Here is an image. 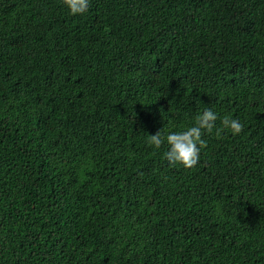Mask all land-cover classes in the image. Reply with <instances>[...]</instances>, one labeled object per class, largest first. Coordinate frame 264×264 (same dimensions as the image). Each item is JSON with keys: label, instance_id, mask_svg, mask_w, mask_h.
<instances>
[{"label": "trees", "instance_id": "obj_1", "mask_svg": "<svg viewBox=\"0 0 264 264\" xmlns=\"http://www.w3.org/2000/svg\"><path fill=\"white\" fill-rule=\"evenodd\" d=\"M0 264H264V0H0Z\"/></svg>", "mask_w": 264, "mask_h": 264}, {"label": "clouds", "instance_id": "obj_2", "mask_svg": "<svg viewBox=\"0 0 264 264\" xmlns=\"http://www.w3.org/2000/svg\"><path fill=\"white\" fill-rule=\"evenodd\" d=\"M63 3L73 16L84 14L89 6V0H63ZM217 119V114L211 108L205 107L202 113L195 116L194 126L183 131L170 132L166 137L162 136L161 130L154 135L147 134L146 143L155 149H160L166 143L168 150L165 151L164 158L168 163L170 165L179 164L185 169H191L199 162L200 150L207 147V142L202 139V130L211 133ZM221 125L222 128L217 129L218 135L225 129L233 135H238L244 127L239 120L230 116H224Z\"/></svg>", "mask_w": 264, "mask_h": 264}]
</instances>
